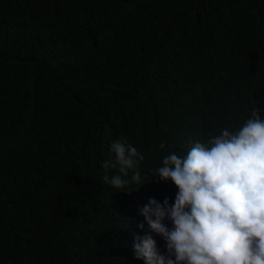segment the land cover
<instances>
[{
    "label": "trees",
    "instance_id": "1",
    "mask_svg": "<svg viewBox=\"0 0 264 264\" xmlns=\"http://www.w3.org/2000/svg\"><path fill=\"white\" fill-rule=\"evenodd\" d=\"M254 108L264 0H0V264H144L138 206L178 191L148 173ZM122 136L131 192L103 183Z\"/></svg>",
    "mask_w": 264,
    "mask_h": 264
},
{
    "label": "clouds",
    "instance_id": "2",
    "mask_svg": "<svg viewBox=\"0 0 264 264\" xmlns=\"http://www.w3.org/2000/svg\"><path fill=\"white\" fill-rule=\"evenodd\" d=\"M237 130L209 133L184 156L171 152L147 176L172 181L174 202L149 198L138 212L134 256L144 264H264V118L254 108ZM165 145L162 143L160 148ZM143 154L125 137L113 140L102 162L103 183L137 190L146 180L138 170ZM109 170H115L109 175ZM131 182L139 185L132 190ZM171 222V227L165 223ZM165 242L161 252L154 235Z\"/></svg>",
    "mask_w": 264,
    "mask_h": 264
}]
</instances>
